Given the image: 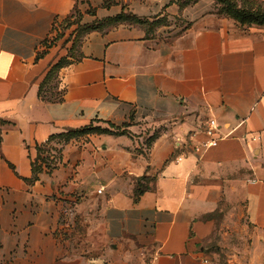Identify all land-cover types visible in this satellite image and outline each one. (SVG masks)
I'll list each match as a JSON object with an SVG mask.
<instances>
[{
    "label": "crops",
    "instance_id": "obj_1",
    "mask_svg": "<svg viewBox=\"0 0 264 264\" xmlns=\"http://www.w3.org/2000/svg\"><path fill=\"white\" fill-rule=\"evenodd\" d=\"M217 7L0 0V264H216L219 236L228 264H264V25ZM91 8L75 55L49 45ZM211 118L224 136L195 152ZM91 124L118 133L52 139L57 165L29 181L37 145Z\"/></svg>",
    "mask_w": 264,
    "mask_h": 264
},
{
    "label": "trees",
    "instance_id": "obj_2",
    "mask_svg": "<svg viewBox=\"0 0 264 264\" xmlns=\"http://www.w3.org/2000/svg\"><path fill=\"white\" fill-rule=\"evenodd\" d=\"M221 1V0H220ZM259 0H243V5L238 6L236 3H228L227 10L230 13V16L238 20V22L242 24L247 23H257V24H264V9L258 7L255 8V4H258ZM128 15L121 13L112 19H109L111 22H120L127 20ZM132 19L136 21H141L135 16H131ZM101 23H89V24H83L77 32V34L73 38H69L68 40L72 42L70 47V53L71 56L75 55V50L77 49L79 39L82 36L83 33L95 29L99 27ZM57 28V27H55ZM71 59H69L67 56L61 57L56 63H54L47 75L45 76L44 80L41 83L40 86V92L42 93L44 91V86L55 80V87L58 84V78H59V71L62 67L68 65L71 63ZM55 99L61 100L62 96H56ZM113 126V125H111ZM126 126V125H125ZM119 128V127H114ZM92 132H113L118 133L115 129H109L106 127H102L99 125H88L85 127H81L79 129L75 130H69L66 132H61L58 134H53L49 137L48 141L42 145H37L38 154L36 159L33 161V176L29 179L30 182L36 180L38 178V174L42 172L45 168H48L49 171L55 168V166L58 163L59 157H60V149L57 147V145H54L51 143L52 139H58L60 141H64L68 138L74 137V136H81L84 134L92 133ZM136 194L138 195L141 190L136 189Z\"/></svg>",
    "mask_w": 264,
    "mask_h": 264
},
{
    "label": "rangeland",
    "instance_id": "obj_3",
    "mask_svg": "<svg viewBox=\"0 0 264 264\" xmlns=\"http://www.w3.org/2000/svg\"><path fill=\"white\" fill-rule=\"evenodd\" d=\"M218 7L216 12L218 14L233 18L230 16L229 11L227 10L228 3H236V5L241 6L243 5V0H216ZM262 8L264 9V0H259L258 4H255V8ZM95 13V9H87V10H79L75 9L71 14H69L62 22L57 23V28L53 30V34L50 38L49 45H63L67 48L71 45V42H66L67 39L73 38L77 32H79L83 23H85L87 14L91 16ZM236 20L235 18H233ZM238 22V20H236ZM242 26H258L264 24H257V23H247L242 24L238 22ZM221 236L217 239L214 245H212V257L216 264H228L227 257L229 253V248H227L224 241H220Z\"/></svg>",
    "mask_w": 264,
    "mask_h": 264
},
{
    "label": "built area",
    "instance_id": "obj_4",
    "mask_svg": "<svg viewBox=\"0 0 264 264\" xmlns=\"http://www.w3.org/2000/svg\"><path fill=\"white\" fill-rule=\"evenodd\" d=\"M205 132L209 135V138L194 146V151L201 153L202 151L216 145L221 137L224 135L218 133V123L214 118L209 119ZM182 157H177V160L181 159ZM158 258V254L156 253L152 259L149 261V264H154L155 260ZM204 264H208V259H204Z\"/></svg>",
    "mask_w": 264,
    "mask_h": 264
}]
</instances>
